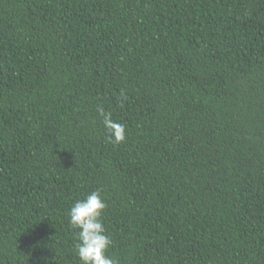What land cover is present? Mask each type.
I'll return each instance as SVG.
<instances>
[{"label": "trees", "instance_id": "trees-1", "mask_svg": "<svg viewBox=\"0 0 264 264\" xmlns=\"http://www.w3.org/2000/svg\"><path fill=\"white\" fill-rule=\"evenodd\" d=\"M97 189L119 264H264V0H0V264Z\"/></svg>", "mask_w": 264, "mask_h": 264}, {"label": "clouds", "instance_id": "clouds-1", "mask_svg": "<svg viewBox=\"0 0 264 264\" xmlns=\"http://www.w3.org/2000/svg\"><path fill=\"white\" fill-rule=\"evenodd\" d=\"M97 112L107 129L109 141L113 144L124 142L126 125L114 121L112 113L103 107H98ZM106 207L101 191L97 189L84 199L75 201L67 213L70 227L77 230L75 248L81 264H119L118 259L107 254L112 240L102 222Z\"/></svg>", "mask_w": 264, "mask_h": 264}]
</instances>
